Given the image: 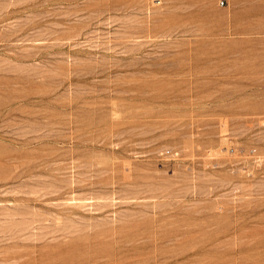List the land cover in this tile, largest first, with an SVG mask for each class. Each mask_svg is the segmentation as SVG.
<instances>
[{
	"label": "rangeland",
	"instance_id": "1",
	"mask_svg": "<svg viewBox=\"0 0 264 264\" xmlns=\"http://www.w3.org/2000/svg\"><path fill=\"white\" fill-rule=\"evenodd\" d=\"M264 0H0V264H264Z\"/></svg>",
	"mask_w": 264,
	"mask_h": 264
},
{
	"label": "built area",
	"instance_id": "2",
	"mask_svg": "<svg viewBox=\"0 0 264 264\" xmlns=\"http://www.w3.org/2000/svg\"><path fill=\"white\" fill-rule=\"evenodd\" d=\"M223 2V0H221V3ZM253 158L256 162L259 163H264V154H260L258 152H256V148L253 147V149L251 150Z\"/></svg>",
	"mask_w": 264,
	"mask_h": 264
}]
</instances>
